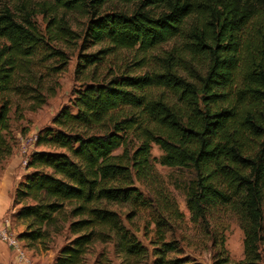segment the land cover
<instances>
[{
	"label": "trees",
	"instance_id": "obj_1",
	"mask_svg": "<svg viewBox=\"0 0 264 264\" xmlns=\"http://www.w3.org/2000/svg\"><path fill=\"white\" fill-rule=\"evenodd\" d=\"M54 1L66 10L89 14L85 40L100 46L79 54L75 73L82 82L73 89L70 103L53 116L56 127L39 131L37 143L53 150L31 153L26 166L31 170L14 190L10 223L13 217L51 221L54 212L68 205L73 218L68 229L79 234L74 246L65 249L75 255L93 242L115 241L128 264H138L149 254V264H199L178 256L182 250L177 240L166 238V220L180 215L154 167V143L162 150L161 165L192 169L186 205L190 220L206 225L212 244L218 237L209 222L221 213L234 216L242 230L243 257L231 261L221 237L211 264H261L264 0ZM108 1L132 2L133 8L102 12ZM34 15L26 10L17 16L11 6L0 5V169L14 149L12 109L14 119L20 120L28 104L31 111L40 108L46 93L54 90L48 86L49 76L67 62L64 52L49 43L53 34L46 37ZM69 32L62 21L50 31L55 37ZM174 37L182 40L183 52L202 65L193 80L177 74V66L185 61L181 52L166 54L157 72L124 70L98 76L99 66L114 49L145 50ZM50 61L59 65L50 66ZM153 89L162 91L154 94ZM34 194L51 201L26 203L16 210ZM121 202L136 209L127 215L128 222L137 210L156 204L151 251L114 209ZM39 235L28 234L35 239Z\"/></svg>",
	"mask_w": 264,
	"mask_h": 264
},
{
	"label": "rangeland",
	"instance_id": "obj_2",
	"mask_svg": "<svg viewBox=\"0 0 264 264\" xmlns=\"http://www.w3.org/2000/svg\"><path fill=\"white\" fill-rule=\"evenodd\" d=\"M7 4L12 10L20 16L21 11H30L35 13L33 19L36 20L39 30L46 36L55 38L49 41L51 46L63 51L66 55L67 62L62 65V69L49 76L48 86L54 88L53 93H46V102L37 110L31 111L29 104L23 112V118L16 120L13 117V109L11 116V133L15 138L14 150L17 148L19 152L21 137L36 134L46 127H56L51 123L53 116L64 105L70 103L72 99L73 89H77L82 82V76H76L75 68L80 53L94 52L99 49L98 44L92 45L86 41L85 28L88 21V15L82 9H68L57 6L54 0H0V5ZM133 8L132 2L108 1L102 7V12L109 11H125L130 12ZM50 18H54L51 22ZM64 22L70 29V32L62 37H55V33H50L57 22ZM181 52L185 61L177 66V74L185 77L187 80L194 79V73L202 70L199 61L191 60L189 56L183 52V42L179 38H172L168 41L158 44L154 48L142 50L137 46L134 48H116L113 55H109L103 65L99 66L98 76L108 75L109 72H124V70H132L135 74L152 73L160 70L162 66V58L166 54ZM50 66L59 65L57 61L48 62ZM203 63V62H202ZM162 89H153L154 94H159ZM165 97L168 92L164 91ZM130 114L136 115L138 110L128 109ZM35 150H53V147L40 142L35 144ZM121 148L116 149L119 152ZM12 152V153H13ZM20 154V153H19ZM162 150L158 145L152 144L151 155L154 157L153 163L156 171L165 184V194L171 197L174 207L178 210L180 217L175 219H167L165 225L166 238H174L178 242L182 253L178 256H188L199 264H211L213 255L220 249L219 239L222 237L224 247L226 248L231 261H238L243 257V233L234 216L228 213H221L209 222L211 232L214 231L218 237V241L212 244V235L209 234L204 224H194L190 220V213L186 205V191L189 180L194 173L188 167H169L161 165L158 161ZM12 155V154H11ZM10 155V156H11ZM9 156V157H10ZM8 157V158H9ZM7 158V159H8ZM6 161V160H5ZM31 169H29L30 171ZM142 188V187H141ZM153 193H151V198ZM148 196L147 193H145ZM156 195V194H155ZM42 194H34L24 198L23 202L18 204H36L48 203L51 199H43ZM154 198V196H153ZM156 200V198H154ZM48 201V202H47ZM264 207V202H263ZM68 205L59 212L52 214L51 221L39 222L32 217H13L11 219V231L17 236V240L26 255L32 260L33 264H128L125 259L126 255L119 251L115 241L112 242H93L80 255H75L69 251L68 246H74L72 240L79 232H70L68 222L73 219L69 216ZM154 208L156 204L145 210H137L138 214L128 222L127 215L135 207L131 203L121 202L114 205V209L121 215L123 222L131 228L136 237L142 244L146 245L151 251L150 239L154 229ZM133 211V212H134ZM161 214V212H160ZM163 214V213H162ZM66 220V222H64ZM30 232H38L40 235L37 239L29 237ZM262 247V263L264 264V245ZM177 254H175L176 256ZM67 258V259H65ZM152 259L149 254L146 259H142L138 264H149ZM134 264V262H132Z\"/></svg>",
	"mask_w": 264,
	"mask_h": 264
},
{
	"label": "crops",
	"instance_id": "obj_3",
	"mask_svg": "<svg viewBox=\"0 0 264 264\" xmlns=\"http://www.w3.org/2000/svg\"><path fill=\"white\" fill-rule=\"evenodd\" d=\"M27 172H29V169L20 165V154L16 148L12 155L4 162L3 168L0 169V225L3 218L9 217V214L14 211L12 207L14 190L23 175ZM30 261L32 262L31 259ZM0 264L26 263L18 258L16 249L11 247L6 241L0 239Z\"/></svg>",
	"mask_w": 264,
	"mask_h": 264
},
{
	"label": "built area",
	"instance_id": "obj_4",
	"mask_svg": "<svg viewBox=\"0 0 264 264\" xmlns=\"http://www.w3.org/2000/svg\"><path fill=\"white\" fill-rule=\"evenodd\" d=\"M37 142V135L30 134L20 139L19 153H20V165L26 168L31 153L34 151V146ZM0 239L6 241L11 247L17 250L18 258L24 261L26 264H32L29 257L21 248L15 234L10 229V219L8 216L3 218L0 225Z\"/></svg>",
	"mask_w": 264,
	"mask_h": 264
}]
</instances>
